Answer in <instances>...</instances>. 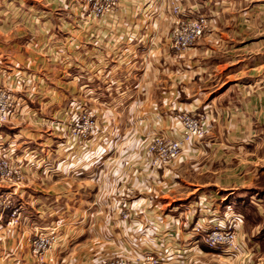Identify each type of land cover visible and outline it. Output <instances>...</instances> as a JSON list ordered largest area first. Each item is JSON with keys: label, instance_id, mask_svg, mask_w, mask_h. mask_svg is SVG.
<instances>
[{"label": "crops", "instance_id": "0c3cea01", "mask_svg": "<svg viewBox=\"0 0 264 264\" xmlns=\"http://www.w3.org/2000/svg\"><path fill=\"white\" fill-rule=\"evenodd\" d=\"M48 2L0 0V86L17 83L0 157L24 174L0 183L20 219L6 233L11 210L0 216V264H34L31 235L58 221L61 264L155 256L163 243L165 264H264V0H182L207 19L182 54L165 37L169 0H119L100 18ZM81 103L96 119L87 139L70 135ZM183 111L204 116L206 136L184 147L186 163L152 169L149 138H177ZM202 202L240 213L248 254L226 258L189 238Z\"/></svg>", "mask_w": 264, "mask_h": 264}, {"label": "built area", "instance_id": "2783aa9c", "mask_svg": "<svg viewBox=\"0 0 264 264\" xmlns=\"http://www.w3.org/2000/svg\"><path fill=\"white\" fill-rule=\"evenodd\" d=\"M88 6V14L92 18H100L113 12L119 0H85ZM170 29L169 41L171 48L176 52H184L197 39L202 37L207 28V19L202 14L186 15L179 0H169ZM13 111V100L9 93L0 89V125L5 124L10 119ZM181 137L170 139L166 136H151L144 148V153L148 164L152 169L166 165L176 159L183 151L184 146L191 145V142L202 138L206 131L203 125V118L184 113L180 116ZM96 123L92 116L83 112L77 114L72 122L71 134L74 137L87 139L93 134ZM21 170L11 163L10 158L0 157V180L8 184H16L20 181ZM12 206L10 195H0V214ZM16 211V210H14ZM13 211V212H14ZM14 214V213H13ZM126 218L127 216L124 215ZM227 225H218L210 230L203 231V226L195 224L192 228L193 235L199 237L200 241L210 249L223 250L234 253L236 251V237L242 216L230 211ZM10 221L8 225H11ZM32 254L39 264L51 262V249L56 242L55 232L46 228L39 230L32 239ZM147 261L154 263L156 260L152 256L147 257ZM109 264H128L123 260H116Z\"/></svg>", "mask_w": 264, "mask_h": 264}, {"label": "rangeland", "instance_id": "374dc122", "mask_svg": "<svg viewBox=\"0 0 264 264\" xmlns=\"http://www.w3.org/2000/svg\"><path fill=\"white\" fill-rule=\"evenodd\" d=\"M49 2H48V4L50 3V2H53V1H56L57 3H56V9H60V10H62L63 12H68V11H70V10H72V9H74V10H80V12H82V13H85V15L86 14H88L89 12V10H88V6L85 4V0H48ZM180 2H181V4L183 5V2H182V0H179ZM168 4H169V2H168ZM168 7H169V5H168ZM158 9L157 10H163L162 8V6L159 4L158 5V7H157ZM183 8V7H182ZM170 11V10H169ZM165 13V12H164ZM196 13H198V12H196ZM195 13V14H196ZM194 14V15H195ZM198 14H200V13H198ZM207 29V28H206ZM169 31L165 34V37H166V41L168 42V44H169V48H171V45H170V41H169ZM204 33H205V31H204ZM204 33H203V35H204ZM202 35V36H203ZM201 39V37L199 38V39H197L190 47H192L196 42H198L199 40ZM190 47H188V49L190 48ZM187 49V50H188ZM171 50L175 53V54H182V53H184V52H176L175 50H173L172 48H171ZM21 84V86H23V83H20ZM15 85H17V83L15 84ZM15 85H13V86H11V84H7L6 83V85L5 86H0V89H3V90H5L7 93H9L10 94V96L12 97V89H11V87L12 88H15L16 86ZM83 112H85L86 114H89V115H91L92 116V118H93V120L95 121V123H96V119H95V117H94V114H93V111L87 106V104H84V103H81L80 105H78V106H75L74 107V110H73V114L71 115V119H70V121H69V125H70V135H71V138H78V139H81V138H79V137H74V136H72V134H71V130H72V122H73V120L76 118V116H77V114H82ZM184 113H187V114H191V115H194V116H199V117H202L203 118V125L205 126V131H206V133H205V135L202 137V138H204L205 136H206V134H207V126L205 125V122H206V120H205V118H204V116L203 115H201V114H197V113H193V112H189V111H183V112H181L180 114H179V116H178V123H179V126H180V116L182 115V114H184ZM8 122H9V120H8ZM7 122V123H8ZM6 124V123H5ZM95 131H96V128H95ZM157 136H162V137H164L165 135H163V134H161L160 132L159 133H157ZM167 137V136H166ZM181 137V128H179V133H178V137L177 138H171V137H168V138H170V139H179ZM202 138H200V139H197V140H194V141H192L191 142V145L192 144H194V143H197V142H199ZM185 147V146H184ZM145 154V153H144ZM186 155V153H184V148H183V151L180 153V155L176 158V159H174V160H172V161H170L169 163H167L166 165H162V167H160V168H157V171L158 170H164L165 168H168L169 169V167H171V166H173V167H175V166H181L182 164H184V163H186V161L188 160V158L185 156ZM12 163V162H11ZM13 164V163H12ZM14 165V164H13ZM147 165H149L148 164V161H147ZM14 166H16V165H14ZM150 166V165H149ZM17 167H19V166H17ZM151 167V166H150ZM20 168V167H19ZM171 169V168H170ZM20 170H21V168H20ZM21 173H22V171H21ZM24 174L22 173L21 174V176H20V181H22V179H23V176ZM19 181V182H20ZM0 183L1 184H5V185H12V183L11 184H8L7 182H4V181H2V179L0 180ZM162 187H161V189L163 190V191H165L166 192V194L165 195H167V198H169V195L171 194H174V193H171L170 191H171V188H168V187H165L164 186V184H162L161 185ZM170 189V191H168ZM168 191V192H167ZM0 195H8V194H0ZM12 198V196H10V199ZM205 202V201H204ZM204 202H202L201 204H198L199 206L197 207L198 208V210H197V212L199 211L200 212V216L196 219V220H194L192 223H191V226L189 227V229L187 230V234H188V236H189V238H191L192 240H194V242L195 243H197V244H202V245H204L201 241H200V239H199V237H195L194 235H193V232H192V228L195 226V224L197 223V224H199V225H201V226H203V231H207V230H210V229H212L213 227H215V226H218V225H220V226H222V225H227V223H228V220L227 219H229V215H230V211H232L233 210V212H235L236 214L238 213V212H236V211H234V209L230 206V208H228V206H223L221 203H219V205H217V206H211L210 205V207H205L206 205H205V203ZM11 204H12V199H11ZM201 208V209H200ZM8 210H11L10 211V214H9V216H8V219H7V222H6V224H5V229H6V233H12L13 232V230L19 225V208L16 206L15 208H10V209H7V210H5L4 212H2L1 214H0V216L2 215V214H4L5 212H7ZM14 210H16V211H14ZM14 211V212H13ZM14 213V214H13ZM189 213V212H188ZM124 215H126L127 216V214H126V211H119V218H121V219H126L125 217H124ZM188 216H189V214H188ZM242 220H243V217H242ZM241 220V222H240V224H242L243 223V221ZM12 222V224L11 225H8V223L9 222ZM59 222V221H58ZM58 222H56V223H53V225L51 224V225H49V226H44V227H41V228H38L32 235H31V237H30V239H29V248H30V252H31V255H32V257H33V260H34V264H39L37 261H36V259H35V256L32 254V249H31V246H32V239H34V235L39 231V230H41V229H47L48 231H54L55 232V238H56V242H55V244H53V246H52V249H51V259H52V261L51 262H48V263H46V264H61L62 263V259L61 258H59V259H57L56 260V258H54V254H55V250H56V245L58 244V240H59V238H60V236H61V234H60V229H61V224L60 223H58ZM239 224V225H240ZM240 227V226H239ZM239 227H238V229H239ZM238 239H237V237H236V251L234 252V253H229V252H224L223 250H214V249H210V248H208L206 245H204L206 248H208L209 250H211V251H214V252H216V253H218V254H224L225 255V257L226 258H234V257H238L243 251H244V253L242 254V255H246V254H248V252H247V250H246V248L245 247H243L241 244H240V242L239 241H237ZM130 251V250H129ZM169 253H170V246H169V243H163L162 244V246H161V248H159L158 250H157V255H155V256H153L150 252H140V254H138L137 255V253L135 252L134 253V255H132V256H126L125 254H123L122 256H119V255H117L116 254V252L114 251V253H113V256H111V257H107V258H105V260H101V261H103V262H93V264L95 263V264H109L110 262H113V261H116V260H123V261H125V262H127L128 264H148L149 262L147 261V257H150V256H152L153 258H154V260H156L154 263H150V264H165V262H168V257H169ZM182 254H183V252H182ZM180 258H181V256H180ZM180 260H182V259H180ZM184 260V259H183ZM100 261V260H99ZM196 263H198V262H195V264ZM182 264V263H181ZM213 264H216V263H213Z\"/></svg>", "mask_w": 264, "mask_h": 264}, {"label": "trees", "instance_id": "16d2710c", "mask_svg": "<svg viewBox=\"0 0 264 264\" xmlns=\"http://www.w3.org/2000/svg\"><path fill=\"white\" fill-rule=\"evenodd\" d=\"M238 214H240V213H238Z\"/></svg>", "mask_w": 264, "mask_h": 264}]
</instances>
